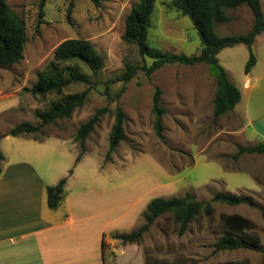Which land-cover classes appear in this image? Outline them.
<instances>
[{"label": "rangeland", "instance_id": "obj_1", "mask_svg": "<svg viewBox=\"0 0 264 264\" xmlns=\"http://www.w3.org/2000/svg\"><path fill=\"white\" fill-rule=\"evenodd\" d=\"M5 2L24 20L27 41L23 59L11 67L0 68L3 167L31 164L49 185L55 175L72 171L68 192L106 196L113 208V225L109 229L128 223L121 230L125 234L145 224L143 208L153 198H183L189 194L196 201L207 203L218 193L243 196L247 203L239 206L213 203L211 216L201 212L181 235L172 214L156 219L139 243L122 244L112 239L122 233L114 232L104 240V264H264V254L258 252L246 249L216 252L213 248L222 235V217L233 214L250 222L246 233L255 236L264 248V155L244 154L233 159L238 147L258 142L246 128L243 115L237 112L240 106L221 117L214 116L216 86L209 68L204 64H167L147 76L142 68L149 66L151 59H142L136 46L122 40L125 18L137 0H45L41 24H38L39 0ZM260 3L264 14V0ZM225 13L230 20L216 26L217 35H244L250 30L253 19L246 6ZM149 24V48L170 55L199 54L196 30L188 18L173 9L171 0H154ZM70 38L88 40L103 58L102 69L93 74L79 64L90 84L72 83L60 94L32 96L28 90L37 73L48 69L55 47ZM252 52L259 58L254 73L264 72V35L256 38ZM248 56L243 45L224 49L217 56L236 88ZM127 65L136 68V74L126 83L114 81L126 71ZM122 88L124 92L117 97ZM155 89L161 91L160 105L165 111L161 137L155 133L151 112ZM84 90H88L85 103L69 118L23 136L27 139L4 137L21 122L38 125L39 113L64 96ZM116 106L126 118L123 140L106 160ZM101 108L109 112L100 117L85 140L82 163L75 164L72 144L80 152L76 132ZM55 137L60 138L59 143ZM42 140L44 143L38 142ZM33 243L31 264H41L40 251ZM96 250V255L83 250L86 264H94V259L102 264Z\"/></svg>", "mask_w": 264, "mask_h": 264}, {"label": "trees", "instance_id": "obj_2", "mask_svg": "<svg viewBox=\"0 0 264 264\" xmlns=\"http://www.w3.org/2000/svg\"><path fill=\"white\" fill-rule=\"evenodd\" d=\"M171 5L181 17L188 18L196 30L201 47L198 55H170L149 48L147 45V35L154 0H137V3L131 8L125 18L122 40L127 44L136 46L142 59H151V64L142 68L147 76H150L167 64H180L183 66L206 65L214 76L216 86L213 99V114L215 117H221L235 108L240 102L241 95L238 89L228 80L224 69L219 65L217 56L224 49L243 45L247 48L249 54L244 66V74H248L252 70L256 64L252 45L257 36L264 35V14L260 0H171ZM241 6H246L252 15L253 22L250 30L244 35H217L215 32L216 26L230 20L225 11ZM44 7L45 0H39L38 24L42 23L41 19L44 16ZM26 41L24 20L11 10L5 0H0V68L11 67L23 59ZM79 64L88 68L93 74H96L103 67V58L88 40L70 38L62 41L53 50L48 69L37 73L36 81L28 92L35 97H45L50 93L60 94L63 88L72 83L90 84L88 77L79 70ZM136 70V68L127 65L126 71L114 81L129 82L136 74ZM124 90L122 88L116 96L119 97ZM87 95L88 90H84L81 93L64 96L59 101L53 103L46 111L37 115L39 119L38 125L21 122L10 129L4 137H20L36 134L43 127L52 124L56 120L69 118L75 109L83 106ZM160 96V89H155L152 97L151 112L154 116L153 127L158 137H161L163 131L162 117L165 114L164 109L160 105ZM108 112L107 108L98 109L77 130L75 140L79 142L80 152L75 158V164L81 160L85 153V140L93 132L100 117ZM113 115L114 121L108 137L109 147L105 156L106 160H109L110 154L123 140L122 128L126 120L125 114L119 106H116ZM244 154L264 155V142L248 147H238L233 159L237 160L239 156ZM3 160L4 158L0 151V172ZM71 173L72 171H69L68 176ZM66 181L67 177L62 178L55 186L46 188V203L49 209L54 210L59 206L63 198ZM213 203L239 206L246 204L247 199L243 196H236L230 193H218L207 203L198 202L194 196L189 194L183 198H153L146 205L145 212L143 213L145 224L135 232L113 235L112 239L119 240L122 244L139 243L149 226L156 219L167 214L173 215L174 222L179 226V234H184L189 224L201 212L207 217L211 216ZM248 229H250V222L239 215L233 214L222 217V235L214 243V251L246 249L264 254V248L259 246L258 239L246 233ZM103 246L102 243L101 257L104 264Z\"/></svg>", "mask_w": 264, "mask_h": 264}, {"label": "crops", "instance_id": "obj_3", "mask_svg": "<svg viewBox=\"0 0 264 264\" xmlns=\"http://www.w3.org/2000/svg\"><path fill=\"white\" fill-rule=\"evenodd\" d=\"M256 58L255 66L248 74L243 75L237 86L241 99L237 104L240 108L235 110L243 115L246 128L260 143L264 142V72L254 73L259 60L257 56ZM224 70L228 78V71ZM44 140L38 142L44 143ZM56 142L59 143L58 140ZM72 146L77 157L76 145ZM79 163L82 160L78 165ZM99 170L102 169L99 167ZM68 172L55 175L49 185L38 176L31 164L15 163L14 167L7 165L4 168L2 162L0 264H31L33 242L40 251L38 257L41 264H86L88 261L85 255L82 256L83 250L89 253L93 249L91 252L96 255L98 249L101 256V244L104 245V240H108V236L114 232L124 233L121 230L128 227V223L117 226L114 230L109 229L113 225V208L106 196L68 192L72 176V173L68 176ZM63 177H67V181L62 201L56 209L51 210L46 203V188L55 186ZM148 203L149 201L145 203L143 210ZM70 256L73 257L68 259ZM94 264H97L95 259Z\"/></svg>", "mask_w": 264, "mask_h": 264}]
</instances>
